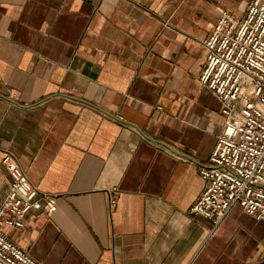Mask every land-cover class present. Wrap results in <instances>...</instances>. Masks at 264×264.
Masks as SVG:
<instances>
[{
  "label": "crops",
  "instance_id": "0c3cea01",
  "mask_svg": "<svg viewBox=\"0 0 264 264\" xmlns=\"http://www.w3.org/2000/svg\"><path fill=\"white\" fill-rule=\"evenodd\" d=\"M249 2L0 0V203L11 152L57 205L6 236L42 264H264V220L190 214L224 125L202 42Z\"/></svg>",
  "mask_w": 264,
  "mask_h": 264
},
{
  "label": "built area",
  "instance_id": "2783aa9c",
  "mask_svg": "<svg viewBox=\"0 0 264 264\" xmlns=\"http://www.w3.org/2000/svg\"><path fill=\"white\" fill-rule=\"evenodd\" d=\"M218 11L202 42L198 82L219 98L224 125L209 164L199 169L204 189L190 208L214 225L235 205L264 220V0H250L241 17L222 6ZM3 164L12 180L0 203V264H42L1 229L22 230L30 210L53 213L56 199L30 182L13 153L6 152Z\"/></svg>",
  "mask_w": 264,
  "mask_h": 264
}]
</instances>
